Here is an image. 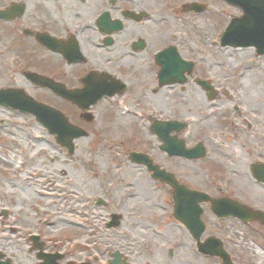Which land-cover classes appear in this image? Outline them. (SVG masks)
I'll use <instances>...</instances> for the list:
<instances>
[{"label": "rangeland", "instance_id": "rangeland-1", "mask_svg": "<svg viewBox=\"0 0 264 264\" xmlns=\"http://www.w3.org/2000/svg\"><path fill=\"white\" fill-rule=\"evenodd\" d=\"M205 1L208 10L201 18L189 21L187 32L181 34L182 51L185 57L193 58L194 74L208 77L213 83L218 79L217 85L225 87L231 96L229 101L219 98L207 102L192 82H188L184 92L174 85L156 90L154 95L146 94L138 82L132 98L101 99L92 106L90 111L94 117L87 123L77 119L75 106L61 102L44 89L30 87L18 75L22 66H0V88L23 86L35 99L57 107L70 122L87 132L86 136L74 140L73 153L68 154L32 115L0 106V161L12 169L19 160L25 159L27 165L26 182L17 179L18 174L13 170L4 178L0 175V199L5 196L9 199L8 195L13 193L16 194L12 197L18 196L21 184H37L43 195L41 208L36 207L38 217L52 221L61 217L89 220L94 239H120L126 243L133 241L134 245L142 238L157 244L166 241L165 248L170 247L175 256L174 264H221L218 258L197 253L189 235L179 225L169 223L166 188L152 179L143 165L128 157L131 151L145 153L159 167L170 169L189 184L213 194L218 184L212 182L206 164L202 167L198 161L169 159L159 150L161 142L149 131L153 119L185 121L187 125L182 133L187 146L194 144L200 135H210L216 129L233 134L241 130L249 134L259 131L264 135V112H260L264 107L258 102L264 101V56L255 57L251 48L221 47L219 39L230 20L226 14L239 10L219 0ZM38 67L50 76L52 66ZM146 67L151 70L150 66ZM148 78L153 87L156 77ZM232 105L241 110L238 115H228L234 129L230 130L231 124L215 125L214 121L223 119V112L230 111ZM255 110L261 113L257 116L261 117L260 123L243 127L238 119L252 118ZM260 145L264 147V140ZM201 170L203 176L199 173ZM7 179L10 183L5 186ZM225 185L229 189L225 191L230 194L258 204L254 193L250 196L245 190L250 186L249 181L232 178ZM96 196L107 203L106 210L101 209L102 217L93 205ZM259 199L264 204V197ZM34 211L28 210L27 214L31 217ZM110 212L122 215L118 228L104 227ZM204 220L207 229L203 237L220 238L233 264H264V230L259 226L244 224L235 217L216 219L209 210L204 213ZM82 228H75L76 237H83L86 230ZM147 249H152L149 243ZM257 250L261 256L255 254Z\"/></svg>", "mask_w": 264, "mask_h": 264}, {"label": "flooded vegetation", "instance_id": "flooded-vegetation-1", "mask_svg": "<svg viewBox=\"0 0 264 264\" xmlns=\"http://www.w3.org/2000/svg\"><path fill=\"white\" fill-rule=\"evenodd\" d=\"M204 7L207 8L203 0H0V66H22L18 75L31 87L34 86L25 72L41 73L38 66H52L50 76L57 91L51 93L63 102L69 101L59 93L58 87L62 91L77 88L80 79L91 71L105 85L103 98H132L138 82H141L146 94L154 93L160 87L152 89V81L149 82L148 77L152 75L155 78L158 66L156 54L166 51V56L170 58L171 48H174L184 59L193 61V58L185 57L182 51L184 43L180 38L182 33L187 32L189 21L202 17ZM171 38L174 40L171 41ZM146 66H150L151 70ZM140 68L143 69L140 71ZM194 70L195 64L192 74ZM197 77L194 74L183 85L175 86L178 91L184 92L188 82H192L208 102L219 98L230 100L226 88H219L218 85H212L214 91L210 98L208 91L196 81ZM215 81L218 83V79ZM166 86L171 85L163 87ZM258 102L264 107V101ZM260 112L255 110L252 118L238 120L249 128L260 123L261 117H257ZM240 113L241 110L234 105L230 111L223 112V119H216L214 124H231L232 130L234 124L229 121L228 115ZM250 132L241 130L233 134L216 129L210 135H200L194 143L201 142L204 146V156L197 161L202 167L206 164L211 171L212 182L218 184L213 194L201 186L189 184L183 177L168 170L174 173L178 184L205 192L210 199L231 198L264 212V204L259 202V197H264V147L260 145L264 135L259 131ZM179 136L186 144L182 131ZM167 158L190 161L183 157ZM208 158L211 161H207ZM14 164L12 169L0 161V175L4 178L13 170L18 174L17 179L25 181L26 160ZM199 173L203 176L202 170ZM205 175L208 176V172ZM232 178L249 181L250 186L245 190L250 196L254 193L258 204H251V201L225 191L229 190L225 183ZM4 183L8 186L10 180H4ZM36 185L21 184L18 196L12 197L16 194L13 193L8 195L9 199L7 196L0 199V264H174L172 259L175 256L170 247L165 248L166 241L157 244L149 238H142L138 241L139 247L133 241L94 239L89 220L61 217L52 221L38 217L36 207L41 208L43 195ZM172 190V186L166 183L170 202L167 213L169 223L185 230V225L172 217ZM93 205L102 217L106 202L96 196ZM210 207V200L201 203L202 220L206 210L213 215ZM28 208L35 210L31 217L27 214L31 210ZM105 219V228L114 229L121 224L109 227L110 217ZM253 224L264 230L260 223ZM75 228L86 230L82 238L75 236ZM147 243L152 249H147Z\"/></svg>", "mask_w": 264, "mask_h": 264}, {"label": "water", "instance_id": "water-1", "mask_svg": "<svg viewBox=\"0 0 264 264\" xmlns=\"http://www.w3.org/2000/svg\"><path fill=\"white\" fill-rule=\"evenodd\" d=\"M229 2L240 5L244 11V16L239 20H232L226 31L221 37L222 45L232 46H248L254 45L258 54L264 53V31L258 30L259 21L264 22V0H228ZM250 23H258L257 28L249 25ZM159 70L157 77L161 83L167 82H184L185 77L183 72L191 71L192 63L179 64L177 59H167L163 57V52L158 55ZM160 56V58H159ZM35 84L41 86L52 87L50 80L44 76L29 74ZM83 86L80 89L68 91L66 96L70 98L82 110H86L90 104L95 103L102 95L104 85L93 80V75H88L82 79ZM0 104L17 109L22 112L32 113L36 120L40 121L49 132L55 134L56 141L65 146L70 153L73 151L72 140L79 136L85 135V132L80 128L68 124L66 117L57 110L46 105L34 101L28 96L23 89H0ZM184 124H178L176 121H155L152 129L154 133L162 140L160 149L168 151L170 155H183L187 158H196L203 155L202 146L197 145L190 149H185L182 141L176 139V135L168 136L172 130L179 131ZM130 158L134 161L143 162L149 170L153 172L154 177H159L161 180H171L170 176L163 170H160L156 165H153L145 155L131 153ZM173 183V181H172ZM179 188V187H177ZM176 189L173 194L174 199V215L182 218L187 229L192 237L197 242V249L203 253L218 256L222 264H232L229 255L222 248L220 240L208 238L204 243L199 242L200 233L203 231V223L199 219L201 209L197 205L198 202L204 201L207 197L204 193L197 191H189ZM223 199L213 200L211 208L214 213L219 216L235 215L244 221L259 220L264 223V213L260 211H252L238 203H232ZM186 207V210L183 208Z\"/></svg>", "mask_w": 264, "mask_h": 264}, {"label": "bare ground", "instance_id": "bare-ground-1", "mask_svg": "<svg viewBox=\"0 0 264 264\" xmlns=\"http://www.w3.org/2000/svg\"><path fill=\"white\" fill-rule=\"evenodd\" d=\"M195 88H196V90L197 91H200V89L197 87V86H195ZM201 92V91H200ZM156 92H154V93H151L152 95H154ZM60 172H61V174H63L64 173V171L63 170H60ZM255 254H257L258 256H261V252H260V250H257V251H255ZM262 259H260V261H261Z\"/></svg>", "mask_w": 264, "mask_h": 264}]
</instances>
